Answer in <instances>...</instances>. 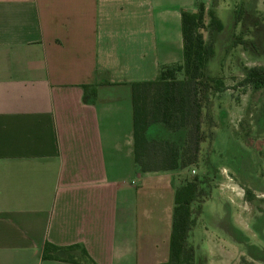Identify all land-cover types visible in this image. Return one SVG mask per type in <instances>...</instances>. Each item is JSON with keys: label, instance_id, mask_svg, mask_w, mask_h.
<instances>
[{"label": "crops", "instance_id": "1", "mask_svg": "<svg viewBox=\"0 0 264 264\" xmlns=\"http://www.w3.org/2000/svg\"><path fill=\"white\" fill-rule=\"evenodd\" d=\"M198 3L0 0V264H70L42 260L47 243L78 264L167 262L185 174L136 168L131 85L182 63Z\"/></svg>", "mask_w": 264, "mask_h": 264}, {"label": "trees", "instance_id": "2", "mask_svg": "<svg viewBox=\"0 0 264 264\" xmlns=\"http://www.w3.org/2000/svg\"><path fill=\"white\" fill-rule=\"evenodd\" d=\"M216 5L214 2L205 13L203 3L199 2L196 12H181V64L161 67L152 82L131 85L136 168L142 173L194 170V175L184 177L174 193L169 256L164 264H196L197 260L198 246L190 241L196 225L194 207L198 208L199 215L201 204L210 191L209 176L215 166L209 157L220 137L218 131L223 128L224 116L217 96L227 89L223 78L212 76L208 70V63L214 56L215 36L222 30ZM234 20L235 24L239 23L236 16ZM238 87L264 88V67L248 69ZM154 125L160 126L162 136L149 140L146 132ZM245 195L250 201L253 199L249 191H245ZM260 203L264 206V199ZM245 245L246 250L252 247L249 243ZM75 249L79 247L59 248L47 243L43 246L41 258L78 264L72 257L57 255ZM257 251L264 256L260 249ZM81 253L86 256L83 249ZM249 255L260 259L257 254ZM199 259L204 263L205 257Z\"/></svg>", "mask_w": 264, "mask_h": 264}, {"label": "rangeland", "instance_id": "3", "mask_svg": "<svg viewBox=\"0 0 264 264\" xmlns=\"http://www.w3.org/2000/svg\"><path fill=\"white\" fill-rule=\"evenodd\" d=\"M250 1L211 0L217 3L222 30L215 36L208 70L222 77L227 89L217 96L224 116L209 157L215 166L209 176L210 191L199 215L194 207L196 225L190 241L198 246L196 264H264V256L257 251L264 252V206L260 203L264 199V88L238 87L248 69L264 67V0L248 6ZM235 16L239 23L233 28ZM184 174L192 177L193 168ZM245 191L252 195L251 201ZM246 243L252 246L248 250ZM64 254L84 259L76 249ZM200 257H205L204 263Z\"/></svg>", "mask_w": 264, "mask_h": 264}]
</instances>
